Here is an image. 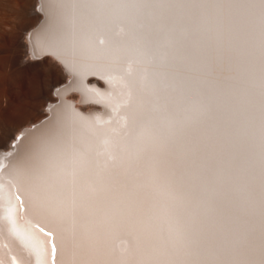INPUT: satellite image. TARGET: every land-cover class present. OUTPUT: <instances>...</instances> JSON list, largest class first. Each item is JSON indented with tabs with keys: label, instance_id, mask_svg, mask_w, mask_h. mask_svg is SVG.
<instances>
[{
	"label": "bare ground",
	"instance_id": "bare-ground-1",
	"mask_svg": "<svg viewBox=\"0 0 264 264\" xmlns=\"http://www.w3.org/2000/svg\"><path fill=\"white\" fill-rule=\"evenodd\" d=\"M23 39L0 264H264V0H0L7 116Z\"/></svg>",
	"mask_w": 264,
	"mask_h": 264
},
{
	"label": "rangeland",
	"instance_id": "rangeland-1",
	"mask_svg": "<svg viewBox=\"0 0 264 264\" xmlns=\"http://www.w3.org/2000/svg\"><path fill=\"white\" fill-rule=\"evenodd\" d=\"M32 14H33L32 10L30 12H28V16L29 17H31ZM23 43H24V45H22V47H21V48H23L22 52H19L20 51L19 49H16L15 53L13 52V56L11 57V60L12 61L10 60L8 72L10 71L9 73L10 74L12 73L13 76H14L20 70H22L25 75L29 76V78L31 79L30 85L34 86L35 89L34 90H30L28 92L29 94L27 93L28 94L27 95L28 101L29 100L30 101L27 102L26 104H23L25 106H23L22 104L19 105L18 106V109H17V112L13 113L14 116L13 115H9L10 116V118H9V116H7L6 114L0 113V145H4L8 141V138H9V135H10L11 131L14 129V127L16 126V124L18 122H20L21 118L23 117L22 116V112L23 111L25 112V111H28V110L33 109L34 108L33 105L36 103L37 99L40 96L41 97H45L46 96V89L48 87H50L52 85L53 81H55L61 75V69L59 68L58 64L54 63L52 60H45V61H38V62H32L31 60H29L27 58V49H26V45H25L24 39H23ZM17 57H18V59H17ZM40 62H42V63H40ZM37 63L40 64V65H37ZM45 64H46V66L48 65L47 68L50 70V74L49 75H44V74L42 75L41 69H42L43 65H45ZM17 67H18V70H17ZM14 72H16V73H14ZM0 83H1L0 84V95L2 97L4 95V92H5L4 91V87H3L4 86V76L2 74H0ZM73 90L75 91V94H77L76 100L78 102H82L80 100L79 96H78V91L79 90L76 89V88L73 89ZM29 95H30V97H29ZM34 98H35V100H34ZM89 101L103 104V102L100 101V100H88V102ZM83 102H85V101H83ZM2 107L3 106L1 105L0 108H2ZM36 112H37V110L36 109H33V113H36Z\"/></svg>",
	"mask_w": 264,
	"mask_h": 264
},
{
	"label": "clouds",
	"instance_id": "clouds-1",
	"mask_svg": "<svg viewBox=\"0 0 264 264\" xmlns=\"http://www.w3.org/2000/svg\"><path fill=\"white\" fill-rule=\"evenodd\" d=\"M92 84H97V83L92 82Z\"/></svg>",
	"mask_w": 264,
	"mask_h": 264
}]
</instances>
